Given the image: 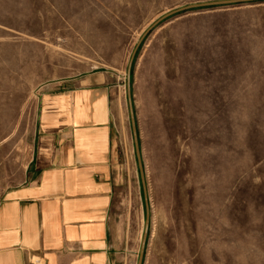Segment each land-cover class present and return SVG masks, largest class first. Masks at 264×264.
I'll return each mask as SVG.
<instances>
[{"label":"rangeland","instance_id":"obj_1","mask_svg":"<svg viewBox=\"0 0 264 264\" xmlns=\"http://www.w3.org/2000/svg\"><path fill=\"white\" fill-rule=\"evenodd\" d=\"M0 0V199L24 179L39 100L101 75L126 133L114 177L119 252L142 264H264V1ZM144 35V36H143ZM122 154V153H121Z\"/></svg>","mask_w":264,"mask_h":264},{"label":"crops","instance_id":"obj_2","mask_svg":"<svg viewBox=\"0 0 264 264\" xmlns=\"http://www.w3.org/2000/svg\"><path fill=\"white\" fill-rule=\"evenodd\" d=\"M86 78L39 100L24 179L0 199V264H126L114 225L122 90Z\"/></svg>","mask_w":264,"mask_h":264},{"label":"water","instance_id":"obj_3","mask_svg":"<svg viewBox=\"0 0 264 264\" xmlns=\"http://www.w3.org/2000/svg\"><path fill=\"white\" fill-rule=\"evenodd\" d=\"M257 1H264V0H215V1H206V2H201V3L189 4V5L174 9L162 15L159 19H157L149 27V29L144 33V35L160 21L174 14H177L179 12H183V11H187L191 9H200V8L214 7V6H225V5H232V4H242V3H250V2H257ZM135 53H136V48L133 50L131 54L129 64L127 67L125 89H126V96H127V105H128V112H129L131 134H132L134 151H135V156H136V161H137V166H138V171H139V176H140V181H141V189H142L143 205H144V227H143V233H142L140 247H139L138 259L136 262V264H142L145 244L147 240L148 226H149V208H148L145 182H144V176H143V166H142L141 157H140L139 141H138V135H137V129H136V123H135V115H134L133 104H132V99H131L130 73H131V65H132V61H133Z\"/></svg>","mask_w":264,"mask_h":264}]
</instances>
